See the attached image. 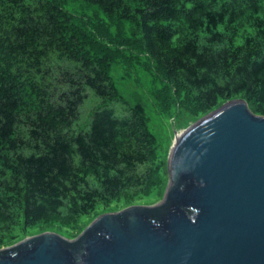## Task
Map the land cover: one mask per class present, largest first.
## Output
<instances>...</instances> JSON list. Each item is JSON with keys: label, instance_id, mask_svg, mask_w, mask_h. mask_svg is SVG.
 I'll use <instances>...</instances> for the list:
<instances>
[{"label": "trees", "instance_id": "trees-1", "mask_svg": "<svg viewBox=\"0 0 264 264\" xmlns=\"http://www.w3.org/2000/svg\"><path fill=\"white\" fill-rule=\"evenodd\" d=\"M136 59L187 116L236 97L264 115V0H0V248L159 195L145 109L110 74Z\"/></svg>", "mask_w": 264, "mask_h": 264}, {"label": "water", "instance_id": "water-1", "mask_svg": "<svg viewBox=\"0 0 264 264\" xmlns=\"http://www.w3.org/2000/svg\"><path fill=\"white\" fill-rule=\"evenodd\" d=\"M161 198L0 248V264H264V115L228 99L174 132Z\"/></svg>", "mask_w": 264, "mask_h": 264}, {"label": "rangeland", "instance_id": "rangeland-1", "mask_svg": "<svg viewBox=\"0 0 264 264\" xmlns=\"http://www.w3.org/2000/svg\"><path fill=\"white\" fill-rule=\"evenodd\" d=\"M136 60L138 62L137 65H141V68H130L132 66V64L129 63L130 61L122 62L123 64L129 63L128 65L130 69H127L125 67L123 68V65H120L118 62L114 69L110 70V74L118 92H120L123 99L128 102V105H133L136 102H139L143 105L147 116L148 126L157 140L158 154L160 157H163L165 163L168 150L174 139V132L179 133L181 130L192 124L205 113L197 117L187 116V114H184V110L182 108H178V105L171 101V98L167 97L168 93L169 97L170 94H172L170 89L164 90L166 86H169L168 82L163 81L157 75V72L151 68H148L147 65L142 63V60ZM164 84L166 86H164ZM96 106H98V100L92 94V92L89 91L87 99L80 106L79 119L73 123L72 129L75 130L76 127L82 126V123H85L88 112H90V110ZM115 107H117V110L118 112H120V114H123L127 111V106L125 104L119 103L116 104ZM166 178L167 177L165 174L163 187L159 195L156 196L155 200L148 203H140V205L151 204L161 198L166 183ZM126 206L129 205H123L108 210L101 209L91 216L84 218L77 228L72 229L69 232H63L55 228L42 226L29 231L26 235L19 237V239H17L15 242L25 237L41 234L43 232H54L65 238L71 239L77 236L82 231V229L98 214L107 211L120 210Z\"/></svg>", "mask_w": 264, "mask_h": 264}]
</instances>
